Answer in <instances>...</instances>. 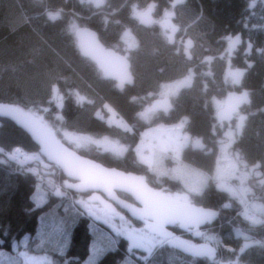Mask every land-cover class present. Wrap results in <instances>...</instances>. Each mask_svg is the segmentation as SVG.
<instances>
[{"label":"trees","instance_id":"16d2710c","mask_svg":"<svg viewBox=\"0 0 264 264\" xmlns=\"http://www.w3.org/2000/svg\"><path fill=\"white\" fill-rule=\"evenodd\" d=\"M61 9L60 19L48 20L49 12ZM148 9L152 10L153 17L164 16L184 29L188 26L190 32H185L188 38L183 39L182 44L174 43L164 38L162 31L142 24L139 16ZM81 27L95 29L107 47L125 54L130 60L135 85L127 87L123 95L114 90L115 81L102 79L97 65L80 54L75 32ZM220 30L225 32L219 35ZM238 34L244 37L242 44L234 56L229 57L231 41L228 38ZM189 37L192 40L187 46L190 44L192 49L184 46ZM125 39L133 42L131 49L126 46ZM218 41L224 43L223 47ZM246 41L254 45L249 53ZM227 61L232 68L245 70L242 85L249 96L243 109L245 124L232 148L248 164H255L258 160L264 161V0H102L99 7L95 0H0V107L38 116L43 114V109H51L45 119L59 123L54 121L53 114L60 113L65 118L62 127L69 131L107 132L109 129L101 123L106 120L98 111L99 119L93 116L104 101L131 120L134 111L156 100L166 83L177 82L194 71L192 77L188 76L192 83L179 86L177 95L170 98L176 105L171 119L188 114L192 118L193 131L207 134L216 109L213 98H221L227 91ZM53 83L59 86L57 95L62 101L49 99L53 96L50 89ZM129 96L138 98L136 105L129 104ZM156 120L171 123L156 115L140 125L133 139L138 140L139 133L154 125ZM16 148L24 153L39 150L27 127L0 118V156L11 155ZM6 156L8 162L0 160V252L32 251L44 244V248L35 253L48 255L55 264H85L92 244H96L97 248L105 250L95 264H125L129 247L123 238L109 230L106 232L113 238L107 237L104 227L99 228L98 224L94 232L90 225L97 222L84 209L68 197L52 196L45 185L48 181L38 179L26 168L28 165ZM88 156L105 166L131 173L139 171L131 158L113 161L106 155ZM189 156L201 169L213 167L212 157ZM259 171L264 172V169ZM175 184L180 185L179 182ZM257 185L255 199L264 202V185ZM194 198L196 201L205 198V203L217 208L225 205L223 212L229 211L221 226L218 227V222L209 231L223 246L216 239H204L216 250L211 260L208 257L195 259L178 249L161 247L155 253L154 264H217V261L264 264V223L245 220L238 213V203L233 202L231 206L232 199L218 191L213 182ZM61 216H65L63 222ZM44 220L50 226L47 232L51 228L54 230L48 240L38 237ZM59 229L63 231L61 234ZM105 239L115 241L111 249L103 246ZM196 239L203 240L200 236ZM131 256L136 258L133 253ZM135 258L134 264H143V259ZM12 259L13 256H8L7 261Z\"/></svg>","mask_w":264,"mask_h":264},{"label":"clouds","instance_id":"9594fccd","mask_svg":"<svg viewBox=\"0 0 264 264\" xmlns=\"http://www.w3.org/2000/svg\"><path fill=\"white\" fill-rule=\"evenodd\" d=\"M102 2V0H101ZM63 9L58 10L56 12H49L47 14V18L51 22H55L56 20L61 18V12ZM55 17V18H53ZM127 59V57H125ZM102 79H109L106 75L101 74ZM135 85V79L132 75L131 71L128 72L127 78L121 84L120 80H117L113 88L115 91L119 92L120 94H124L127 87H133ZM190 86V85H189ZM51 92L53 94L52 97L49 99H53L55 95L59 92V86L56 83L51 84L50 86ZM137 97L136 96H129L128 102L129 104L136 105L137 104ZM214 104L215 98H213ZM150 106V105H149ZM147 106V107H149ZM145 107V108H147ZM111 109L113 112H116L118 118L124 120L127 124L126 128H117L111 125L106 124V121H101L104 123L106 127L109 129L107 132H93V131H84V132H75L69 131L67 128L62 127L65 118L60 113L53 114L54 121H58L59 123L53 124L50 123L45 116L51 109L45 108L43 109V114L41 115V121L43 126L48 131V136L46 138L39 137L37 134L33 133V138L36 140V143L39 145V150L37 152H33L30 156L34 157L30 161L33 162L36 167L39 169V172H33V175H36L39 179L40 177H51L52 179L48 181L46 185L47 192L50 193L54 197H68L69 199L72 198L73 193L76 194L77 199L75 203L79 204L81 207L83 206L84 202H91L95 203L99 201L100 204H105V201L96 194L91 196H84L83 194L88 191L87 188H80L77 187L80 184V180L77 176L70 174L62 163H60L58 159V154L62 152H70L68 149L64 147L59 139L56 137L57 132H61L63 137L68 140L67 135H76L87 137L86 141L75 144L74 146L77 149H81L86 152L95 153L100 156H107L113 161H125L131 158L134 166L139 170L138 173H125V171L117 169L116 167L105 166L104 163H93L104 172L110 173H119L121 175L126 176H134L141 178L145 185L149 187L154 192H159L167 196H181L187 197V206L186 207H178L172 206L166 210L164 215L168 218V223L165 225H178L180 228L184 229L185 231H191L194 235L197 233H202L198 230L200 227V222L193 223L192 220L186 218V213L192 210L196 212L203 213L205 209L195 208L194 209V197L200 195L199 189H196L190 185V183L181 178L176 174L177 168H183L184 171L191 172V171H199L201 175L204 176L206 182H213L216 185L218 191L223 192L227 197L231 198L235 195L234 191H229L230 188L228 186V181L235 178L243 184L249 176L253 173L258 177H264V172L258 171L259 169H264V161H256L254 165L249 166L245 160L242 159L239 153H232L230 150L232 149L233 145L236 141L233 139L231 132H226L223 135H220L218 129L222 127V121L225 120L227 117L217 108V111L214 114V118L216 123L209 129L207 134L194 132L192 129V118L188 114H182L177 116L174 120H172V115L176 111V105L174 102L169 101V107L165 110H159L157 112L164 118V120H171V123H164L159 122L157 123L156 127L152 129L154 133L160 132L162 129H173L179 125H183L181 128V144L182 147L180 149L179 158H176V154L169 147L167 150L160 149L158 146L160 141L165 137L160 136H153V145L157 146V155L161 161L160 169L154 170L149 168L147 165H144L135 153V148L140 144L142 140L146 137V132H140L138 140H134L137 136V132L139 131L140 125L143 123H147L148 121L142 120L139 118V113L143 111L145 108H138L132 114V119L128 120L125 117L121 116L115 106H113L110 102L104 101L99 108L96 109L93 116L95 119H99L96 116L97 111H106L107 109ZM156 112V113H157ZM155 113V114H156ZM244 118L241 117V120ZM241 125H237V131ZM108 138L112 140H116L121 144L125 145L128 151L122 155L117 156L114 153H108L106 150L103 149L99 144L95 141ZM139 141V142H137ZM51 145V148L48 147ZM15 152L21 153V149L16 148ZM75 154L74 152H71ZM189 154H198L200 157L209 158L212 157L214 160L213 167L210 170L201 169L198 167L197 164L194 163L193 158L189 156ZM80 158V157H79ZM91 162V161H89ZM92 163V162H91ZM247 169V171H245ZM31 170V168L29 169ZM60 177H64L62 180L58 179ZM179 182L181 187L177 188L176 191H172L169 187V183ZM221 184L225 185L226 187H221ZM260 184L264 185V179L260 180ZM41 185L37 184V189H39ZM232 189V188H231ZM104 190V189H103ZM233 190V189H232ZM105 191V190H104ZM128 191L129 194L136 200L138 196L135 192L125 189ZM245 191H250L249 189H245ZM108 196H110L113 200L116 201L121 207L128 209L131 211L132 208H135L133 204H130L119 197L115 196L114 193L109 194L105 191ZM98 197L99 199H93ZM227 204V201L225 202ZM96 204V203H95ZM183 204V201H181ZM106 205V204H105ZM114 214L116 216H121L122 214L117 211L114 207L109 205ZM225 205H221L224 207ZM87 212V209H85ZM211 211V210H208ZM218 215V212H214ZM138 219L144 221L146 228L149 225V219L144 216H138ZM155 220V218H152ZM259 223V221H258ZM165 228V226H164ZM151 235H146L145 239L149 242L155 241V243H163L168 242L173 244L174 247L182 249L184 252L189 253L191 256L196 257L190 249H201L197 248V246L190 244L186 241L179 240L178 237L173 236L171 232H168L165 228V232L167 235L164 237H160L158 232H153L151 229H148ZM199 236V235H197ZM157 237L161 239L157 240ZM212 239H216L217 243L220 246L222 245V241H220L217 237H211ZM132 246H138L137 244L132 243ZM207 256L209 260L213 259L216 255V250H212L210 253L205 251L201 256ZM217 264H223L221 261H217Z\"/></svg>","mask_w":264,"mask_h":264},{"label":"snow or ice","instance_id":"6c2138e0","mask_svg":"<svg viewBox=\"0 0 264 264\" xmlns=\"http://www.w3.org/2000/svg\"><path fill=\"white\" fill-rule=\"evenodd\" d=\"M97 7L100 6L101 0H95ZM55 18V17H53ZM75 28V26H73ZM109 74L106 72V75ZM127 76H121L119 80L121 84L125 81ZM175 95V89L168 88L165 92L161 94V98L157 100L155 103L151 104L149 107L145 108L143 111L139 113V118L145 121L152 119L153 115L159 110H167L169 107V100L168 97ZM54 99L56 101H62V97L55 95ZM59 106H62V103H57ZM109 112H113L110 108L108 109ZM117 123L113 124L112 121H109V125L118 127V128H126L127 124L124 120H121L116 117ZM36 123L39 125L38 128H33V133L37 134L39 137L46 138L48 136L47 129L43 126L41 119L36 118ZM30 126V125H29ZM183 125H179L173 129L163 130L165 132V138L160 141L159 148L163 150H167L169 147L172 148L174 153L176 154V158H179L180 149L182 144L181 140V128ZM68 140L72 143L79 144L86 141L87 137L76 136V135H69L66 134ZM149 136V133H146V137ZM101 147H103L106 151H111L117 156L124 155L128 149L125 145L121 144L116 140H111L108 138H103L100 140L95 141ZM51 148V145H48ZM157 146L146 144L145 140H142L138 146L135 148V153L139 160L144 164L147 165L149 168L154 170H159L161 161L157 155ZM17 154L19 152L12 153L10 158L13 160L17 159ZM34 157L30 155L24 154V159L31 160ZM58 159L60 163L63 164L65 169L72 175H75L79 178L80 184L77 187L80 188H103L109 194L112 193V189L114 187H122L128 190L135 192L138 196V199L143 204L142 208H132L131 214L134 217L144 216L149 219V225L147 230H137L136 228L131 227L129 224L124 223L120 227H117L116 224L111 222L112 216L115 215L113 210L109 205H105L104 208H98L96 204L91 202H84L82 208L87 209V212L90 216H94L97 220L103 219L106 224L109 225L110 228L113 229L117 235H124L127 236L128 239L132 241V243L137 244L138 246L134 247H143L146 248L149 255L152 252V245L155 241L149 242L145 239L146 235H151L148 229H151L153 232H158L160 237H164L167 235L165 232V224L168 223V218L164 215L167 209L172 206L178 207H186L187 206V197L177 196H167L159 192H152L151 189H148L145 185L144 181L141 178L134 177V176H126L121 175L119 173H110L104 172L97 168V166L89 161L81 160L78 156L71 152H62L58 154ZM176 174L181 178H184L187 173L184 171L183 168H177ZM198 182V181H197ZM221 187H226L225 185L221 184ZM229 191H233L231 188L228 189ZM147 193L148 195H146ZM99 199L98 197L93 198ZM183 201V204H181ZM39 204L38 201H36ZM100 213H103L101 215ZM216 216L214 212H207L202 214V218L199 220H193V223L197 221L203 223L205 219H212ZM152 218H155L153 220ZM124 218H121L123 220ZM93 231H96L95 224L90 225ZM197 235H201L197 233ZM210 239H212L210 237ZM27 242V238L24 240ZM161 242L163 240L161 239ZM115 244L114 240H109L108 248L111 249ZM104 248H97L96 244L92 246V254L93 258L98 255L100 252H103ZM195 255L201 256L205 251L211 252V249L207 248L205 245L201 249H190ZM89 264H92V260H89Z\"/></svg>","mask_w":264,"mask_h":264},{"label":"rangeland","instance_id":"374dc122","mask_svg":"<svg viewBox=\"0 0 264 264\" xmlns=\"http://www.w3.org/2000/svg\"><path fill=\"white\" fill-rule=\"evenodd\" d=\"M154 18H155V22L153 21V23L151 24V26H152L153 29H156V23L157 24L159 23L160 29H156V31H162L164 38H166L168 40H171L174 43L177 42L179 44H182L183 39L188 38L187 35L185 34V32H188V33L190 32V29H189L188 26H186L185 29L184 28H181L180 26H177V28H178V31H177L178 34L176 33L174 35H171L170 32H168V30H167V25H168L167 23L168 22H167V20H165L164 16L163 17H160V18H157V21H156V16ZM157 33L159 35H161L159 32H157ZM190 40H192V39L189 37V41ZM125 43H126V46H128V48L131 49V43H133V42L125 39ZM187 44H188V41L185 40L184 41V46L187 47ZM226 64L228 65L229 64V61H227ZM191 72H192V74H191ZM191 72L188 74L189 77H192V75L194 73V71H191ZM188 76H185L184 78L178 80L177 82H169V83H166V86H163L162 90H160L158 92L156 99L161 98V94L163 92H165L168 88L175 89V95H172L169 98L175 97L177 95L178 87L179 86H184L186 84H191V80H190V78H188ZM185 78H187V79H185ZM226 93H227V91H225V94ZM214 98H215V102H216L214 104L216 110H217V108L221 109V102H223V100H224L225 97L224 96H221V98L220 97H214ZM153 102H152V104H153ZM98 112H97L98 115H100L101 118L105 119L108 124H109V121L110 120L112 121L113 124L117 123V120H116L117 114H116V112H109L108 109L106 111H104L105 113L104 112H101V111H98ZM29 115H30V120L34 123V125L36 126V128H38L39 125L36 123V118H40L41 116H38V115H36L34 113H29ZM154 117L155 116L153 115L152 119ZM152 119H150L148 121H151ZM158 121H159V119H158ZM156 122H157V120H156ZM156 122H155L154 125H151L150 127L148 126V127H146L142 131V132L149 133V136H147V137L144 138V140L146 141V144H149V145H152L153 144V136H157V135L160 136V137H164L165 136V132L163 130H167V129H162L158 133H154L152 131V129L156 127L157 123H159V122H157V123ZM236 130H237L236 129V126H234L232 128L225 129V131H223V132H221L219 134L220 135H223L226 132H231L232 133V136H233V139H234L235 138L234 135H235V131ZM56 137L61 142L65 143L66 145L69 144L70 147L72 146L71 148H74L75 150H77V148H75V146H74V143H72L70 140L65 139L63 137V135L61 134V132H57L56 133ZM137 142H139V141H137ZM79 150H81V149H79ZM0 151H2V150L0 149ZM81 151H82V153H84L87 156L90 155V154H95V153H90V152H86V151H83V150H81ZM230 151L232 153H238L237 151L233 150V148ZM107 152L108 153H112L111 151H107ZM0 154H2V153L0 152ZM24 154L31 155L32 153L31 152L30 153H27V152L26 153H23L20 158H17L16 160H13V159L12 160L14 162H16V163H19V164L21 163L22 165H28V166H26V168L28 170L31 168L30 171H32V172H39V169L36 167V165L33 162H31L30 160L24 159ZM6 155L4 154V156H0V160L1 161L8 162V160L5 158ZM10 156L11 155L9 154V156H6V157H10ZM248 165L251 166V165H254V164H248ZM245 171H247V169H245ZM262 178L263 177H258V176H256L253 173L251 176L248 177V179L243 184H241V182L239 180L235 179V178H233V179H231V180L228 181V186L230 188H232L233 191H234V193H235V195L232 198H230V199H232V200H230L231 206H233L234 203H235V205L238 203V205L240 206V210L238 211V213L240 212V214L242 215V217L245 220H248L249 222H251L253 224H260V223L263 224L264 223V202L258 201V200L255 199L256 194H257L256 193V189L259 188V185H257V183H260V180ZM40 179H44L45 181H49L52 178L51 177H43L42 176V177H40ZM58 179H61V178H58ZM184 179H186L190 183V185L192 187H194L196 189H199L200 194L203 193L205 187L210 183V181L209 182H206L204 176L201 175L199 171H195V170L194 171H191V172H187V175L184 177ZM213 184L215 185V183H213ZM179 186L181 187V185H176L175 183H169V187L172 190H175V191L177 190V188H179ZM245 189H249L250 191H245ZM42 199H44L43 196H42ZM76 199H77V196H75L73 194L71 200L73 202H75ZM44 200L47 201V198L44 199ZM198 201H200V200H198ZM76 205L80 206L77 203H76ZM68 206H66V208H68ZM82 209H84V208H82ZM84 211H85V209H84ZM223 214L224 215L229 214V211H227V212H225ZM61 217H63L62 218V222H63L65 220V216H61ZM222 221H223V218L221 219V221H219L218 227L221 226ZM258 221H259V223H258ZM43 222L44 223H42V225L39 227L38 237H40L41 240H45V239L48 240V238L53 235L54 230L51 228L47 232V230H48V228L50 226H49V224H48V222L46 220H44ZM97 224L98 223H96L95 225H97ZM121 225L122 224H120L119 227ZM98 226H99V228H101V227L103 228V225H101V224H98ZM103 229L105 230V233H106L107 237L113 238L111 234H108V232H106V231H108V229L106 230L105 227ZM58 232L61 234L63 231L59 229ZM192 236L195 237V235H192ZM200 237L203 240L204 239L207 240V238L209 237V239H210L211 236H210L209 231H208L205 235L204 234L203 235H200ZM159 239H161V238L160 237H157V240H159ZM164 243H166V241L163 242V243H153V245H152V252H151V255H149L148 252H147V250H146V252L136 250V247H133L132 246V241L130 240L129 241V245H128L129 246V250H128L129 253H128V256L126 257L127 259H126L125 264H130V263L131 264H134V258L135 257L131 256L132 253L134 255H136V258L135 259H140V258L143 259L144 260L143 264H152L153 261H154V258L156 257V254L155 253H156V251L158 249H160L161 247L162 248L163 247L174 248V245L173 244L167 243V245H164ZM108 244H109V240H106L105 239L103 246L108 247ZM65 245H66V242L64 243V247H65ZM92 246H93V244H92ZM100 247H102V246H100ZM43 248H44V244L43 245H39L38 247H34L32 251L31 250L30 251L29 250H23V251L14 250L13 253L0 252V264H55L54 261L51 260L48 255H46V254L39 255L38 253H35L36 251H38L40 249H43ZM100 254H101V252L93 258L92 247H91L90 254H89V256H88L85 264H89V260L90 259L92 260V264H95L99 260V258L101 257ZM8 256H13V259H12L11 262L7 261ZM52 259H53V257H52ZM135 261L139 263V261H137V260H135ZM67 264H70V263H67ZM73 264H76V263H73Z\"/></svg>","mask_w":264,"mask_h":264},{"label":"water","instance_id":"95a60500","mask_svg":"<svg viewBox=\"0 0 264 264\" xmlns=\"http://www.w3.org/2000/svg\"><path fill=\"white\" fill-rule=\"evenodd\" d=\"M139 18H140L141 23L146 24V25H151L154 21V17L152 15L151 9H148L144 11L143 13H141ZM75 36H76L77 46H78V50L80 54L83 57L95 63L103 75H106V72L109 73L106 75L107 77H109V79L107 80H112L116 82L117 80H119L121 76H125V75L127 76L128 72L131 71V62L128 59V57L122 54L121 52L115 50L114 48L107 47L102 42V40L100 39L99 33L95 29L91 27H81L75 32ZM241 44H242V37L240 34H238L231 41L230 48H229L230 57L232 56L233 52H235L237 48L241 46ZM250 51H251V47L248 46L246 52L249 53ZM125 57H127V59H125ZM244 73L245 71L243 69H237L232 73V76L235 78L237 82H240ZM168 100L171 101L170 98H168ZM156 101L157 100H155L153 103H155ZM248 101H249V96L246 91H243L241 93L231 92L227 94L225 98L224 109L221 110V112L224 114L225 117L230 118L234 113H238L240 108L246 105ZM0 118L10 119L15 122H20L22 125L27 127V129L30 131V134L33 136L32 129L36 128V126L30 120V115L28 113L20 112V111H12V110L0 107ZM61 143L64 145L66 149H68V151L74 152L76 156L80 157L81 160L91 161L92 163H100L92 158L83 156L78 151L74 150L73 148L66 145L65 143L63 142ZM125 173L127 174L128 172H125ZM87 189L88 191L86 193L91 192L92 193L91 195L93 194L98 195L105 201L106 205H111L112 207L115 208L114 203L112 201L114 202L116 201L113 200L110 196H108L107 193L103 190V188L89 187ZM125 189L126 188H122V187H114L112 189V193H114L115 196H117L118 191H124V192L129 193L128 191H125ZM95 203H99V201H96ZM105 204H101L103 208ZM195 208L196 207H194V209ZM189 212L193 214L192 216H190V217H193V220H199L202 218L203 213H207L206 211L203 213H200V212H196L195 210H192ZM218 216L219 215H216L214 218L210 220L205 219L204 222L200 224V227H204L207 224H213L219 218ZM102 224L106 226L105 222H103ZM205 245H207L208 249L215 250V248L210 243H203L201 245H198L197 248H203ZM179 251L185 255L191 256L189 253L184 252L180 248H179ZM196 257H198L199 259H203V258H206L207 256L205 255V256H196Z\"/></svg>","mask_w":264,"mask_h":264},{"label":"flooded vegetation","instance_id":"af4514ba","mask_svg":"<svg viewBox=\"0 0 264 264\" xmlns=\"http://www.w3.org/2000/svg\"><path fill=\"white\" fill-rule=\"evenodd\" d=\"M165 20H167V30L168 32H170L171 35H174V34H178V28L175 24L172 23V21L168 18H165ZM156 21H157V18H156ZM154 22H155V18H154ZM156 29H160V25L159 23L157 24L156 23ZM188 41V39H187ZM190 42V41H188ZM231 44V43H230ZM188 49H192V46L189 44L188 46ZM240 47V46H239ZM230 48V47H229ZM238 49V48H237ZM236 52V51H235ZM232 54V56H234V53ZM123 54V53H122ZM125 55V54H124ZM126 56V55H125ZM188 56H190V53L188 51ZM231 56V57H232ZM231 66V67H230ZM237 70V69H234L232 68V64L230 65V63L227 65V68H226V79L225 82L227 84L226 86V90H227V93L224 95V97L226 98L227 94L231 93V92H235V93H241L243 91H246L248 93V91L243 87L242 85V79L240 80V82H237L235 80V78L232 76V73ZM245 71V70H244ZM192 83V81H191ZM169 98V97H168ZM225 98L223 100V102H221V109H219L220 111L224 109V103H225ZM247 105V104H246ZM245 106V105H244ZM244 106H242L239 110L238 113H234L230 118H226L225 120H223L221 123H222V127H220L218 129V132L221 133L223 131H225V129H228V128H232L234 126H236V129H237V125H241V127L239 128V131H235V138L234 140L238 141V137L240 136V133H241V129L243 127V125L245 124V119H246V115H245V112L243 111L244 109ZM217 110H213V118H212V122H211V127L216 123L215 121V118H214V114ZM155 116L157 115L158 117H161L160 116V113L157 112L156 114H154ZM241 117H243L244 119L241 120ZM235 143V144H236ZM235 144L233 145V147L235 146ZM74 149V148H73ZM75 150V149H74ZM77 151V150H76ZM81 154V153H80ZM83 155V154H82ZM83 156H86L88 158H90L89 156L87 155H83ZM125 171V170H124ZM127 172V171H125ZM129 173V172H128ZM133 174H135L136 172H132ZM148 189H150L149 187H147ZM172 190V189H171ZM152 191V190H151ZM172 191H175V190H172ZM154 192V191H152ZM204 192V191H203ZM92 193L91 192H88V193H85L83 194L84 196H90ZM146 195H148L147 193H145ZM117 197H119L120 199L130 203V204H133L135 206V208H142L143 207V204L141 203L140 200H136L134 199L129 193L127 192H124V191H118L117 192ZM206 198V197H205ZM205 198H203L202 200L200 199V203H198V201L194 200V207L196 208H203L205 209L206 212H218V219L213 223V224H207L206 226L204 227H199V231L202 233V234H206L208 231H210L212 228H214L216 226V224L221 221V219L225 216L223 213V208L220 206V208H217L218 206L214 207V206H211V205H208L207 203H205L204 201L206 200ZM114 203V206H115V209L117 211H119L122 216H123V220H121V216H116V215H113L112 216V219H111V222L113 224H116L117 227H119L120 224H124V223H127L129 224L131 227L133 228H136L138 231L139 230H147L146 229V226L144 224V221L141 220V219H138L137 217H134L132 216L131 214V211H129L128 209H125L123 207H121L119 204H117L116 202L112 201ZM95 204V203H93ZM220 204V203H219ZM97 207L98 208H103L101 204L99 203H96ZM208 210H211V211H208ZM101 215H103V213H100ZM193 214L191 212H187L186 213V218L187 219H190L193 221V217H190L192 216ZM96 222L98 224H101L103 225L102 223L104 222L103 219L101 220H97L94 216H92ZM106 224V223H105ZM103 227H105V229H108L109 231H111L112 233L116 234V232L113 231L112 228L109 227L108 224L103 225ZM165 228L168 232H171L173 234V236L175 237H178L179 239L183 240V241H186V242H189L190 244L192 245H195V246H198V245H201L203 243H208L206 242L205 240H201V241H197L196 237H199L197 235L192 236L194 235L191 231H185L184 229L180 228L178 225H171V224H168V225H165ZM117 236H120L121 238H123L125 240V245H129V241L130 239L127 238V236H124V235H117ZM168 242L164 243V245H167ZM129 247V246H128ZM175 249H178L177 247H174ZM136 250H139V251H143V252H146V248H143V247H136ZM193 257V256H191ZM193 258H197L199 259L198 257H193Z\"/></svg>","mask_w":264,"mask_h":264},{"label":"bare ground","instance_id":"6f19581e","mask_svg":"<svg viewBox=\"0 0 264 264\" xmlns=\"http://www.w3.org/2000/svg\"><path fill=\"white\" fill-rule=\"evenodd\" d=\"M223 32H225V30H220V31H219V35H220L221 33H223ZM235 36H236V35H235ZM235 36H233V37L230 36V37L228 38V40L232 41V40L234 39ZM241 37H242V36H241ZM243 38H244V37H242V39H243ZM170 41H171V40H170ZM171 42H172V41H171ZM246 42L248 43V46L251 47V50H252V48H253V46H254L253 43H252V42H249V41H246ZM217 44H218L220 47H223V44H224V43H223L222 41H218ZM158 99H160V98H158ZM158 99H156V100H158Z\"/></svg>","mask_w":264,"mask_h":264},{"label":"built area","instance_id":"2783aa9c","mask_svg":"<svg viewBox=\"0 0 264 264\" xmlns=\"http://www.w3.org/2000/svg\"><path fill=\"white\" fill-rule=\"evenodd\" d=\"M20 149V148H19ZM23 151L21 150V153L20 154H17V158H20L21 156H22V154L24 153H22ZM13 153H15V151L13 152Z\"/></svg>","mask_w":264,"mask_h":264}]
</instances>
